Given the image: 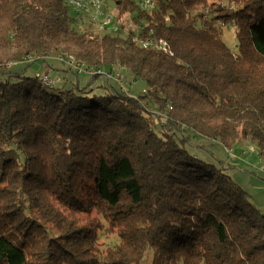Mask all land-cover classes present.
I'll return each instance as SVG.
<instances>
[{
  "label": "trees",
  "instance_id": "obj_1",
  "mask_svg": "<svg viewBox=\"0 0 264 264\" xmlns=\"http://www.w3.org/2000/svg\"><path fill=\"white\" fill-rule=\"evenodd\" d=\"M111 2L117 31L95 33L67 0H0V264H264V214L185 147L193 132L264 155V0ZM51 57L146 91L11 71ZM101 219L120 236L104 255Z\"/></svg>",
  "mask_w": 264,
  "mask_h": 264
},
{
  "label": "rangeland",
  "instance_id": "obj_2",
  "mask_svg": "<svg viewBox=\"0 0 264 264\" xmlns=\"http://www.w3.org/2000/svg\"><path fill=\"white\" fill-rule=\"evenodd\" d=\"M136 2L141 3V0H135ZM104 10L106 8L108 14L113 15V4L111 0H103ZM70 14L74 18H78L76 22L77 28L80 30H85L86 28H92L95 33L101 31H106L105 29H98L97 23L92 22L91 14L85 13L83 11L78 12L73 8L70 9ZM111 32L110 30H107ZM124 36V33L122 34ZM222 39L224 43L230 48L234 49L237 45L235 29L233 26L223 27ZM55 58V57H54ZM54 58H48L47 60H32L28 63L14 64L11 67L12 72H24L28 76L37 75H47L44 72L53 64L57 63ZM62 59L63 57H57ZM67 61V60H61ZM70 63V61H67ZM75 63H79L75 61ZM75 64V66H77ZM82 65V64H81ZM10 66V64L8 65ZM102 73H105L106 76H110L108 70L103 67ZM119 71V70H118ZM49 72V71H48ZM114 74H121L114 71ZM51 80L59 81L55 83V87H65L67 89L75 87L77 80L83 87H88L92 89L95 94H103L107 86H109L108 81L104 76H99L93 80L92 76L87 75L84 70H79L72 72V74H66L65 72H51L48 73ZM51 75V76H50ZM7 76L0 73V80H4ZM52 77V78H51ZM123 77V76H122ZM115 81V80H114ZM123 82L125 84L126 93L130 96L136 97L139 93L145 90V84L141 81L136 83H130L123 77ZM115 83H117L115 81ZM113 86L114 83L111 81ZM119 84V83H117ZM53 85V84H52ZM105 87V88H103ZM121 88V87H120ZM139 88L141 90H139ZM146 91V90H145ZM159 124V120H157ZM186 136L191 137L190 142L186 144V149L194 156L205 160L210 164H214L218 167L226 168L227 173L235 180L250 196V201L254 206L264 214V155L261 154L260 149L255 144L245 141L242 143H237L230 150L225 148L219 141H213L207 139L201 135L195 134L193 132L186 133ZM100 219L98 215L93 213L81 214L79 215L80 225H89L93 220ZM102 220V219H101ZM102 222L105 224L104 230H100V239L98 244L103 255L105 254V249L110 246H113L117 243V240L120 238L118 229H115L108 221ZM107 227V228H106ZM109 227V230H107ZM108 231V232H107ZM119 242V241H118Z\"/></svg>",
  "mask_w": 264,
  "mask_h": 264
},
{
  "label": "built area",
  "instance_id": "obj_3",
  "mask_svg": "<svg viewBox=\"0 0 264 264\" xmlns=\"http://www.w3.org/2000/svg\"><path fill=\"white\" fill-rule=\"evenodd\" d=\"M67 4L78 12L83 11L85 13H90L91 20L92 22L97 23L98 29H111V31L113 32L117 31V27L113 23V15L108 14L106 8L104 10L103 0H67ZM139 5L141 8L151 9L152 7L156 6V0H141V3H139ZM67 61H70V65L72 67H75L79 70H84L91 76L103 75L102 69L100 67L86 68V66L83 64L81 65V63H75L76 60L73 57H68ZM75 64H77V66H75ZM114 80L119 83L118 85L121 88L126 89L121 74H117L114 77ZM42 81L48 86L54 84V81L50 79L48 74L42 76Z\"/></svg>",
  "mask_w": 264,
  "mask_h": 264
},
{
  "label": "crops",
  "instance_id": "obj_4",
  "mask_svg": "<svg viewBox=\"0 0 264 264\" xmlns=\"http://www.w3.org/2000/svg\"><path fill=\"white\" fill-rule=\"evenodd\" d=\"M55 60H56V62L57 63H53L48 69H47V71L46 72H44V74H50L51 72H65L66 74H72V72H77V71H79V69H77V68H75V67H72L71 65H70V63H68L67 61H61V60H59L58 58H54ZM119 70V71H118ZM49 71V72H48ZM115 72H117V73H121L123 70H120L119 68H116L115 70H114ZM114 71H112V72H114ZM37 75V74H36ZM87 75H89V74H87ZM110 75V74H109ZM117 74H114L113 73V76H106V74L105 73H103V75H101V76H104L105 78H106V80L108 81V84H109V79H110V82L112 81L114 84H116V85H118L117 83H115V81H114V77L116 76ZM51 76V75H50ZM89 76H91V75H89ZM99 77V76H98ZM52 78V77H51ZM59 81V79H57V81L55 80V83H57ZM54 83V84H55ZM76 83H78V85H81L80 83H79V81L77 80V82ZM137 84V83H136ZM74 85H75V83H74ZM83 86V85H82ZM85 87V86H84ZM120 87V86H119ZM142 89V88H141ZM140 88H139V90H141Z\"/></svg>",
  "mask_w": 264,
  "mask_h": 264
}]
</instances>
